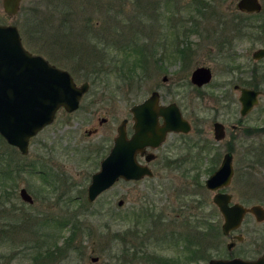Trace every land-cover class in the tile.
I'll use <instances>...</instances> for the list:
<instances>
[{
    "label": "rangeland",
    "instance_id": "374dc122",
    "mask_svg": "<svg viewBox=\"0 0 264 264\" xmlns=\"http://www.w3.org/2000/svg\"><path fill=\"white\" fill-rule=\"evenodd\" d=\"M73 1L75 4H70V8L75 12L69 13L68 6L60 0H21L17 13L10 16L4 12L0 0V24L15 25L27 50L68 70L77 85L84 81L90 84L78 109L72 113L58 110L53 122L30 139L26 155L0 139V264H150L146 255L130 258L134 245L143 244V235L137 233L144 230H150L151 235L144 246L145 254L178 253L184 257L189 245L186 241L182 240L181 251L180 247L173 249L166 243L161 251L157 236L166 227L167 232L171 229L173 233L180 232L184 239L210 223L221 228L222 217L212 203L214 192L204 186L211 157L206 161L203 156L217 157L216 168L228 145L232 148L234 176L222 191L231 194L232 202L264 207V163L244 157L247 148L264 149V132L253 131L250 136L245 133L248 128L264 127V98L239 122V93L232 88L234 84L244 86L241 82L252 80L256 74L262 80L260 89L264 92V77L261 79L264 62L254 64L251 58L253 50L261 45L256 33L244 29L242 37L231 43L233 48L228 52L237 53L234 57L241 66L240 70H233L234 63H229L225 53L217 52L214 41L217 19L205 13L209 0ZM236 1L216 0L218 12L235 14L230 10L235 8ZM260 1L264 11V0ZM72 21L79 25L87 23L89 27L97 24L94 31L99 35L79 34L77 26L74 37L68 29ZM109 30L113 33L109 34ZM124 41L133 47L126 56L121 50L124 46L120 49ZM61 46L71 49L66 53ZM77 50H85V56L76 63L80 53ZM141 65L145 69L138 67ZM202 65L210 67L212 79L196 88L190 83V73ZM93 69L100 78L94 83L90 73ZM163 76H167L166 82L162 81ZM153 90L159 92L164 103L177 104L190 122L191 131L167 136L157 150V160L151 163L152 178L128 182L120 179L94 202H87L90 176L107 153L117 125L127 118L129 131L130 106ZM102 117L107 120L99 125ZM215 121L225 126L226 135L220 142L213 138ZM261 155L264 162V154ZM28 164L32 165L31 170L34 167L41 170L43 176L23 172L22 167ZM9 166L14 169L12 173ZM46 182L50 185L44 187ZM21 188L27 190L34 202L21 200ZM72 197L76 203H82L81 207L69 202ZM100 208L104 212L110 210L113 215L109 227L103 225L107 221L103 215H86L89 211L96 215ZM147 210L154 218H150L152 222L146 218ZM81 212V217L72 218ZM159 215L160 220H156ZM203 217L211 219L200 224ZM67 220L79 227L68 241L69 231L62 232L58 224ZM27 223L33 227L28 228ZM256 223L252 215L245 216L236 232L244 237L239 248L249 246L251 231L258 227ZM81 227H86L85 233H79ZM120 233L125 234L120 237ZM54 237L58 238V245H63L51 262L34 259L35 251L40 249L37 245L41 247L42 241L44 245L47 242L52 245ZM220 242L221 252L208 249L206 255L226 254L229 239L222 237ZM92 257L98 260L92 262ZM180 264H207V259L187 262L184 257Z\"/></svg>",
    "mask_w": 264,
    "mask_h": 264
},
{
    "label": "water",
    "instance_id": "95a60500",
    "mask_svg": "<svg viewBox=\"0 0 264 264\" xmlns=\"http://www.w3.org/2000/svg\"><path fill=\"white\" fill-rule=\"evenodd\" d=\"M21 0H2L6 14L15 15ZM237 8L245 12H258L261 5L258 0H239ZM252 57H264V48L255 51ZM212 73L208 67H197L191 75L192 84L201 87L210 82ZM240 93L241 116L247 115L257 103L258 91L234 86ZM88 89V83L77 85L72 75L49 63L41 55L32 54L22 44L21 36L15 25L0 24V136L11 146L18 148L21 154H27L29 140L45 126L51 124L58 109L72 113ZM159 94L153 91L140 103L130 107L132 114V134L127 136V119L121 120L107 155L100 161L97 171L90 178L86 189V199L93 202L102 192L109 189L119 179L124 181L140 180L152 176L147 165L136 160L137 154H144L146 147L157 148L170 132L188 133L189 122L183 118L175 103L162 106ZM162 119V124L158 119ZM216 140L224 137V126L213 123ZM146 161L153 159L149 153ZM233 176L232 156L226 153L220 166L205 180V187L217 191L212 202L222 214V231L228 234L236 229L246 212L252 213L258 222L264 221V209L260 205L249 208L239 203L230 204L231 195L218 190L229 185ZM22 201L32 203L33 198L25 188L19 190ZM122 201L118 204L121 205ZM230 247V244H228ZM96 262L97 257H92ZM208 264H264V256L257 260L212 259Z\"/></svg>",
    "mask_w": 264,
    "mask_h": 264
},
{
    "label": "flooded vegetation",
    "instance_id": "af4514ba",
    "mask_svg": "<svg viewBox=\"0 0 264 264\" xmlns=\"http://www.w3.org/2000/svg\"><path fill=\"white\" fill-rule=\"evenodd\" d=\"M238 1L239 0H237L236 3H235V8L233 10H230V11L234 12L235 14H229L228 15V14H221L220 12H218L216 0H209V3H207V10L205 12V13H208L209 16H214L217 19V26L219 27V29H218V27H216V29L214 31V38H215L214 41L217 43L216 44L217 52H219V53L223 52V53L226 54V57L228 58L229 63H232V62L234 63L233 66H232L233 70H240L241 66H240V64L236 63V58L237 57H234V55L237 54V53L233 52V54H232V53H229L228 51L230 50V48H233V45H231V43L234 40H238L239 38L242 37L241 31L244 30V29H251V31L253 33H256L255 34L256 37L261 42V45L258 46L256 49H254L253 52L251 53V58L253 59L254 64H258L260 62H264V57H261L259 59H255V58L252 57V54L255 51H257V50H259L261 48H264V11H263V4H262V2L260 0H258L260 5H261V9L258 12L249 13V12L241 11V10H239L237 8ZM63 4H66V3H63ZM66 6H67V4H66ZM261 16H262V18H261ZM252 18H254V19H252ZM251 19H252V21H251ZM75 22H77V21H75ZM96 25L97 24H95V26ZM95 26H93V27H95ZM69 27L70 26L68 25V29H69ZM76 30H77V26L76 25L73 26L72 30H70V31H72L74 37L76 36V33H75ZM110 30H112V29H110ZM110 30H109V32H110L109 34H112L113 32L110 31ZM91 32H96V31H94V28H93L91 30ZM106 46H108V43H107ZM123 46H125V41L123 42V44H121L120 49ZM116 48H118V47H116ZM116 48L113 51L114 53L118 52ZM226 48H228V49L224 50ZM158 59H160V56H159ZM78 61H79V58H77V60H75L76 63ZM138 67L140 69L141 68L145 69L144 65H141V67L140 66H138ZM197 67H208V66L202 65V66H197ZM226 67L228 68V67H230V65H228ZM256 67L257 66L255 65V68H253V70H254L253 74H255ZM208 68L210 69V67H208ZM210 71H211V69H210ZM90 73H93V78H91V82L92 83H94V81H99L100 80V78L98 76V72L95 69H93ZM191 73H190V75H191ZM211 73H212V71H211ZM143 74H144V72H143ZM263 77L264 76H261V79ZM189 79H190V77H189ZM73 80H74V78H73ZM167 80H168L167 76H163L162 81L166 82ZM74 82H75V80H74ZM84 82L88 83V89H87V91H88L89 88H90V84H89L88 81H84ZM84 82H82V83H84ZM190 83H191V81H190ZM207 84H204L201 87H198V86H196L194 84H192V85L194 87H196V88H202L203 86H205ZM241 84H243L244 86L239 85V84H234L232 88L235 91H238L237 89L234 88L235 85H238V86H241V87L248 86L246 88H249V89H252L254 91H258L259 92V94L257 95V103L254 105L255 107H257L258 106L257 104H259L260 100L262 98H264V92L260 89L261 85H262V80L258 79V77L255 74V76L252 77V80H250V79L249 80H243L241 82ZM153 91H157V90H153ZM153 91H151L150 94ZM238 93H239V91H238ZM158 94H159V92H158ZM239 96H240V93H239L238 98H237L238 104H239V110L238 111H239V114H240L241 103L239 101ZM158 103L160 105H162V106H166V105H168L170 103H175V102L164 103L162 101V99H161V95L159 94V102ZM253 107H252V109H253ZM179 110H180V108H179ZM129 112H130V108H129ZM181 115H182V112H181ZM240 117L241 118L239 119V122L242 121V117H244V116H241V114H240ZM123 119H127V118H123ZM106 120L107 119L105 117H102L98 121V124L101 125L102 123L106 122ZM215 122H219V121H215ZM132 123H133V120H132V114H131V125H130V130L129 131L127 130L128 119H127V123H126L127 136H130L132 134ZM158 123L162 124V119L161 118L158 119ZM219 123H221V122H219ZM189 124H190V122H189ZM222 125L224 126V124H222ZM190 126H191V124H190ZM233 128H235V127L233 126ZM92 130L94 132H97V128H93ZM247 130H248V132H247ZM253 131L264 132V127L248 128V129L245 130V133L247 134V136H250V133L253 132ZM212 132H213V124H212ZM170 133H175V132H170ZM170 133H168L166 135V138H167V136ZM175 134H184V133H175ZM225 135H226L225 126H224V137L222 139L216 140L215 137H214V132H213V138H214V140L216 142H220L221 140H223L225 138ZM166 138H165V140H166ZM0 139H2L1 136H0ZM165 140H164V142H165ZM112 142H113V139H112ZM112 142H111V145H112ZM164 142L161 145H159L157 148L146 147L143 155H141V154H137L136 155L137 162L140 163L141 165H147L150 168L151 172H152V176H145L142 179H144V178H152L153 177L154 173H153V170L151 169V163L153 164L157 160V157H158V155H157L158 151L157 150L162 147ZM207 143H212V142L211 141H207ZM111 145H110V147H111ZM110 147L108 148V151H109ZM202 148H205V145H203ZM259 148H261V149H259ZM108 151H107V153H108ZM107 153L103 156V158L107 155ZM149 153L153 154V159H151L150 161H146L145 157ZM198 153L199 152L196 153L197 156H199ZM208 153H206V154H208ZM226 153H230L231 154V156H232V167H233V154H232V148H231L230 145H228L226 151L222 155V158H223V156ZM189 154L191 155L190 152H189ZM261 154H264V149L262 147L258 146V147H254V148H247L246 152L244 154V157H245V159L254 158L255 162L263 164L264 163L263 162V156ZM209 156L211 157L210 161L212 163L206 169L211 168L213 171L211 173H209L208 176L210 174H212L220 166V163H221V160H222V158H221L218 167L215 168V166H216V164L218 162V158L213 156L212 154L211 155H206V156L204 155L203 158L206 160L207 157H209ZM102 159H100V161ZM100 161H99V165H100ZM98 168H99V166H98ZM208 176L206 177V179L208 178ZM233 176H234V167H233ZM233 176H232V178H233ZM232 178H231V181H232ZM142 179H140V180H142ZM140 180H130V181H140ZM205 180H204V186H205ZM231 181H230V183H231ZM126 182H128V181H126ZM230 183H229V185H230ZM229 185H227V186H229ZM227 186L219 189L218 191L219 192H226V191H222V189L226 188ZM208 191H210V190H208ZM212 192L215 193L217 191H212ZM228 194H230V193H228ZM233 203H239V202H232V196H231L230 204H233ZM239 204H241V203H239ZM241 205L244 206L243 204H241ZM253 205H260V204H253ZM250 206H252V205H250ZM250 206H244V207L249 208ZM260 206L264 209V207L262 205H260ZM216 208H217V206H216ZM217 211H218V214L222 217V214L220 213L218 208H217ZM144 212L147 215L146 218L148 220H150V222H152V219H154V218L149 213V211L147 210V211H144ZM248 214H250V215H252L254 217L255 221L257 222L256 225L258 227L255 230L251 231V240H250V244H248L249 246L246 249H244V247L241 249L239 247H241L242 244H244L243 243L244 242L243 241L244 237L240 233H236V232L238 231L239 227L242 225L245 216L248 215ZM150 218H152V219H150ZM160 218H161V216L159 215V217L156 218V220H160ZM209 218L206 219V217H203V219H200V220H202V221H200V224L204 223L205 220H207V222H209ZM222 220H223V217H222ZM222 223H223V221H222ZM210 224H212V223H210ZM263 225H264V221L258 222L256 220L255 216L252 213L246 212L243 215V218H242V221H241L240 225L236 229L229 231V233L227 235L224 234L223 231H222V224H221V228L213 226V224H212L211 227L208 226L204 230H201V232L198 231L197 234L193 233L191 236H186V239L182 238V234H180V232L175 231L173 233L172 229L169 232H167L169 230V228L166 227V228H163L164 232L163 233L160 232L159 235L157 236V245H159L161 247L160 248L161 251L164 250V248L162 246V245H164L163 243H166L168 245V247H171L173 249H176V248L180 247L179 251H181L182 245L184 244L182 242V240L186 241L187 244H189L188 246H186L187 253H186V255H184V257L186 258L187 262H194V261L199 260V259H203V260L207 259V264H208L209 261L212 260V259H230V258H234V257H237V258H240V259H243V260H257L259 257L264 256V228H261ZM126 231H128V230H126ZM149 231L144 230V232L141 233V234H140V232L137 233L138 235H143V238H141V240L143 241V244L134 245L135 246L134 247L135 250L133 251V253L130 254L131 255L130 258H133L134 256H138V254H142L144 257L146 255V257H147L146 260L150 264H180V261L183 260L184 257H181L180 254H178V253H174L173 256H165V255H163V253H159V252H156V253L149 252L148 254H145V247L144 246L147 244V242L150 241V237H151ZM222 237H225V238L229 239V242H227L226 245H225L226 254H223L222 257H210L209 255H206V251L208 249H210V252L214 251V250H216L217 252H221L223 250L222 246H221V242H220V238H222ZM142 241H141V243H142ZM228 244H230V247H228ZM62 245H63V243L59 244L58 246L61 247ZM191 245L194 246V247L193 248L190 247ZM136 246H138V248ZM73 247H74V250H76L77 249V244H74ZM236 247L239 248V251L238 250L234 251L236 249ZM55 252L58 253V250L56 251V249H54V253ZM54 253H53V255H54ZM219 256H221V255H219ZM203 257H205V259Z\"/></svg>",
    "mask_w": 264,
    "mask_h": 264
},
{
    "label": "trees",
    "instance_id": "16d2710c",
    "mask_svg": "<svg viewBox=\"0 0 264 264\" xmlns=\"http://www.w3.org/2000/svg\"><path fill=\"white\" fill-rule=\"evenodd\" d=\"M60 3L61 4H63V3H66L67 4V6H68V9H66V10H68V12L69 13H71V12H75L73 9H71L70 8V4H75V1H73V0H60ZM84 5H86V4H82L81 6L82 7H84ZM81 8V7H80ZM69 13H68V15H69ZM79 13H80V10H78L77 12H76V14L79 16ZM66 17V16H65ZM70 19H72V18H70ZM90 19V18H89ZM75 21H77V19H75ZM135 21V20H134ZM77 23V22H76ZM76 23H73V21H72V24H70L69 26V29L70 30H72V28H73V26L74 25H76V26H78V31H79V34H84V36L85 35H87V36H90L91 34H90V30H92L94 27L93 26H91V27H89V24H83V25H79V24H76ZM76 35H77V30H76ZM94 33V36L96 35V36H98L99 34H96L95 32H93ZM127 43H130V42H126L125 41V46L121 49L122 50V53H124V55L126 56V54H129L130 52H132V50H133V47L131 46V44H128L127 45ZM74 47V49H75V45L73 46ZM62 48H66V49H64V50H66V53H68V50L69 49H71L70 48V46H67V47H62L61 46V49ZM77 51H79L80 53H82L83 52V54L81 55L80 53H79V55L77 56V58H79V61L81 62L82 61V56H85V50L84 51H81V50H77ZM116 57V56H115ZM77 60V59H76ZM137 60H138V58H137ZM103 84H104V82H103ZM10 167V171H11V173L14 171V169L12 168V166H9ZM19 167H21V166H19L18 165V169H19ZM24 170H23V172H27L28 174L29 173H31V174H39V176H40V178L43 176V174H42V172H41V170H36V168L34 167L33 168V170H31L32 169V165H30V164H28V165H26V166H24V167H22ZM213 170L211 169V168H208V170H207V173L209 174V173H211ZM30 175V174H29ZM48 184L49 183H45L43 186L44 187H47L48 186ZM50 185V184H49ZM75 197H72L70 200H69V202H71L72 204H74V205H76L77 207H81V205H82V203L81 202H78V203H76V201H75ZM85 204H86V202H84ZM94 211H89L86 215H93V216H96V217H98V216H101V215H103V218H105V219H107V221L103 224V225H105L106 227H109V224H108V222H109V220H111V218L113 217V215H112V213H111V211L109 210H106L105 212L102 210V208H100L99 210H98V212H97V214L95 215V213H93ZM82 213L83 212H81V213H78V214H74V215H72V218H74V219H77V218H79V217H81V215H82ZM207 219V218H206ZM200 221H202V220H200ZM28 225V228H32L33 227V224H29V223H27ZM58 224L60 225V229H61V231L63 232V231H69V233H68V236L67 237H69L68 239H67V241L73 236V235H75L74 234V232L75 231H77L78 230V226H77V224L75 223H73V224H71V223H69V220H67L66 222H63V223H60V222H58ZM57 224V225H58ZM37 226V225H36ZM35 226V228H37ZM209 226L211 227L212 226V224H209ZM58 229V228H57ZM85 229H86V227H81V230H80V232L79 233H83L84 231H85ZM85 233V232H84ZM126 233V232H125ZM125 233H120V234H118L119 236L120 235H124ZM73 234V235H72ZM72 235V236H71ZM71 236V237H70ZM121 237V236H120ZM54 239H55V241H54V243L52 244V245H49V243L47 242V243H45V245H44V242L42 241V246L41 247H39L40 245H37V247L38 248H40V249H37L36 251H35V256H34V259H40L41 261H44V260H48L49 262H51V260H52V256H53V253H54V248L56 249V251L58 250V249H60V246H58V238H56V237H54ZM53 239V240H54ZM66 241V242H67ZM38 251V252H37Z\"/></svg>",
    "mask_w": 264,
    "mask_h": 264
}]
</instances>
